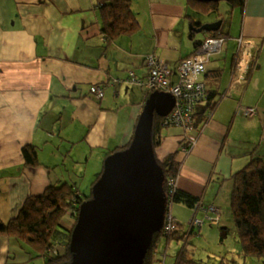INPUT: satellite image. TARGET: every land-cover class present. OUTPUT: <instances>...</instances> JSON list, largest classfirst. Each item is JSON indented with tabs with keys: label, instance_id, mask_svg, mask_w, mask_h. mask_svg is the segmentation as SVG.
<instances>
[{
	"label": "crops",
	"instance_id": "obj_1",
	"mask_svg": "<svg viewBox=\"0 0 264 264\" xmlns=\"http://www.w3.org/2000/svg\"><path fill=\"white\" fill-rule=\"evenodd\" d=\"M131 1L138 31L107 42L101 17L106 0H0L4 221L18 215L28 196L46 187L75 182L83 189L84 182L75 178L85 174L82 158L92 153L106 157L134 137L153 92L144 84L150 73L147 55L155 53L169 66L171 84L176 85L181 60L209 36L198 35V28L191 34V18L205 24L216 21L196 18L187 0ZM231 15L221 29L227 33L223 49L206 65L204 78L216 70L223 73L208 84L219 100L212 118L196 132L190 153L181 151L185 131L177 126L164 127L156 150L160 160L178 152L183 161L178 187L200 198L195 209L173 205L181 223L189 213L195 220L210 217L206 207L211 204L227 209L234 174L253 157H264V0H246L244 10L235 9ZM243 58L251 64L242 82L235 83ZM94 86L104 89L103 97L91 92ZM202 105L205 110L206 101ZM249 107L257 113L246 114ZM27 145L37 147L41 166L26 165ZM36 253L24 241L0 237V264H45Z\"/></svg>",
	"mask_w": 264,
	"mask_h": 264
},
{
	"label": "trees",
	"instance_id": "obj_2",
	"mask_svg": "<svg viewBox=\"0 0 264 264\" xmlns=\"http://www.w3.org/2000/svg\"><path fill=\"white\" fill-rule=\"evenodd\" d=\"M187 1L189 8L197 14L210 15L212 13H218L217 21L215 22L221 21L219 19L220 1ZM228 1L233 7H241L244 10L246 0ZM101 17L103 25L102 32L107 38V42L116 41L122 35H132L139 29V20L132 7L131 0H106L101 6ZM190 24L192 27L191 34H194L193 29L200 28L205 23L191 18ZM204 33L215 37H224L225 40L227 38V33L222 32L221 27L215 31H204ZM222 74V70H216L215 73L209 72L206 78H204L207 84L208 99L206 100L205 110L204 107H201L202 102L197 106L194 113V134L196 139L198 138L196 132H201L203 127L208 124V115L215 111L219 102V100H216L217 91L209 89L208 84L213 80H220ZM203 76H205V73ZM163 119L164 117L155 114L152 132L155 151L162 143L164 127H170L162 124ZM182 128L184 129V127ZM184 139L182 146L186 145ZM130 144L131 142L123 147L114 149L106 157L116 151L128 148ZM23 154L27 166L37 168L42 165L35 145L25 146ZM158 161L165 171V183L168 181V178L177 179L181 174L183 161L179 160L178 152L171 154L165 160L158 158ZM103 169L104 166L91 182L90 190L88 188L83 190L75 186V182H64L60 185L47 187L42 194L28 196L17 216L11 218L9 221H4L0 217V237H9L24 241L37 252L34 256L43 258L45 264L71 262L73 258L71 251L72 230L77 223L81 205L93 197V186L100 179ZM233 178L232 214L240 237L242 253L246 258H255L261 264H264V157H253L244 168L234 174ZM164 188L168 192L167 183L164 184ZM169 202L173 205L175 203H183L189 208L195 209L200 203V198L177 186L173 196L169 198ZM211 206L220 208L215 204L206 207L214 218L217 211L213 210ZM222 212L220 209V213H218L220 217L217 223H214L210 218L207 220H211L214 224L219 225L222 222ZM176 224L179 229L178 231L173 230L168 235L161 231L155 235L144 264H159L164 259L163 252L158 249L161 238L163 237L166 238L167 246L174 239L177 242H182L177 253L172 255L173 260L168 262V264H208L200 258H197L196 252L194 251L196 244L191 242L192 238L200 233L199 230H196V225L198 226L199 224L193 222L188 229L183 227L184 224L182 225L179 221ZM188 243L189 245H187ZM224 263L221 262V264Z\"/></svg>",
	"mask_w": 264,
	"mask_h": 264
},
{
	"label": "water",
	"instance_id": "obj_3",
	"mask_svg": "<svg viewBox=\"0 0 264 264\" xmlns=\"http://www.w3.org/2000/svg\"><path fill=\"white\" fill-rule=\"evenodd\" d=\"M221 25L206 23L197 31H215ZM175 102L171 92L153 91L130 146L106 157L93 197L81 205L72 230V261L62 264H144L167 209L165 171L153 144L154 118L167 116Z\"/></svg>",
	"mask_w": 264,
	"mask_h": 264
},
{
	"label": "built area",
	"instance_id": "obj_4",
	"mask_svg": "<svg viewBox=\"0 0 264 264\" xmlns=\"http://www.w3.org/2000/svg\"><path fill=\"white\" fill-rule=\"evenodd\" d=\"M224 42V37L209 35L196 51L180 62L179 71L181 78L176 85H172L169 79V75H171L169 66L165 64L157 54L151 53L146 57V61L150 66V75L145 82L146 87L150 91L159 90L171 92L176 98L173 111L164 117L162 124L164 126L184 127L186 132L184 141L186 145H183L181 148L184 155L190 153L196 144V137L194 134V113L196 108L200 103L208 99L207 84L203 76L206 71V64L210 61L212 55L222 51ZM240 65L241 72L239 73V81L245 78L247 69L243 68V65H245L244 58ZM91 92L98 97L104 96V89L100 86L92 87ZM256 113L257 109L255 107H249L246 110V114L248 115H254ZM208 118L211 119L212 114H209ZM166 183L168 184V192H166L167 209L162 231L164 234L168 235L173 232L174 226H177V221L172 210L173 204L169 202V198L173 196L178 183L177 179L174 178H168ZM211 208L220 213V209L214 206H211ZM219 217L218 215L217 218L211 216L208 218L213 220L214 223H217ZM195 222L201 225L203 221L197 219Z\"/></svg>",
	"mask_w": 264,
	"mask_h": 264
},
{
	"label": "rangeland",
	"instance_id": "obj_5",
	"mask_svg": "<svg viewBox=\"0 0 264 264\" xmlns=\"http://www.w3.org/2000/svg\"><path fill=\"white\" fill-rule=\"evenodd\" d=\"M235 9L241 10V7H236V8L233 7L228 0L220 1L219 19L222 21V25H221L222 30H224L225 25L230 22L232 11ZM190 12L192 13V15H195L196 18H199L203 21L204 20L217 21L218 13H212L210 15H200L191 10ZM202 33L203 32H199L198 35H201ZM245 63L246 64L243 65V68L245 69L248 68L249 70L251 59L249 60L245 59ZM239 67L241 68V65H239ZM172 68H174V66H172ZM236 81L237 82L235 83L242 82L239 81V79ZM171 111H173V109ZM185 136L186 133L184 135V138ZM88 157L89 156L83 157L81 162V165L86 166V168L84 169L85 174L81 176V173H79L76 174L75 177L78 183L80 181L84 182L82 186L83 190L86 188L90 190L91 180L94 178L95 174L98 175L100 173V171L104 166V161H105V157L102 155L98 158V153H94V154L92 153L89 157L90 159H88ZM18 171L20 170L18 169ZM45 189L37 194L44 193ZM178 205H179L178 203H175V207ZM210 216L213 217L212 215ZM217 216H218V212L214 215V218H217ZM185 217H186L185 223H181V224L182 225L184 224L183 227L188 229L187 227L190 226L193 222H195V216L193 215V213L192 214L189 213V215L185 214ZM198 219L205 222L202 225L200 224L198 226L196 225V230H199L201 228V232L199 234H196L194 238H192L191 240L193 244H196L195 247L194 246L192 247H194V251L196 252L197 258H200L201 260H203L208 264H221V262H225L224 264H261V262L258 259L246 258L242 253L240 237L236 228L235 221L233 220L232 201L227 204V209L225 208V210L223 211L222 222L219 225L214 224L211 220H207L208 219L207 217L205 220L204 216L202 215H200ZM178 230H179L178 226H174V231H178ZM159 244L160 245L158 249L161 250L164 255V259H162L159 264H164V263L168 264V262H171L173 260L172 255L177 253L178 249L182 245V242L181 241L177 242L176 239H174V241L169 246H167L166 238L163 237L161 238ZM187 245H189V243Z\"/></svg>",
	"mask_w": 264,
	"mask_h": 264
}]
</instances>
